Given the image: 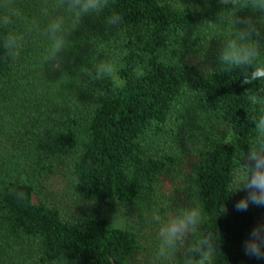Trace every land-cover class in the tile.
Instances as JSON below:
<instances>
[{
	"label": "trees",
	"instance_id": "obj_1",
	"mask_svg": "<svg viewBox=\"0 0 264 264\" xmlns=\"http://www.w3.org/2000/svg\"><path fill=\"white\" fill-rule=\"evenodd\" d=\"M59 3L0 0V119L11 118L0 134L15 154L0 164V264H14L24 248L38 264H131L154 236L111 228L98 208L118 201L144 223L193 198L215 237L216 264H264L242 247L264 207L239 212L235 203L246 193L231 194L241 150L255 132L251 122L264 113V79L242 85L239 67L216 70L231 6L110 0L107 13L122 15L121 26L106 28L103 14L84 17L54 77L41 30L63 11ZM33 21L39 30L29 31ZM13 35L22 37L15 58L3 47ZM112 59L116 71L101 74L99 65ZM61 168L73 194L91 206L75 218H64L40 193ZM168 177L179 182L171 197L162 188Z\"/></svg>",
	"mask_w": 264,
	"mask_h": 264
},
{
	"label": "clouds",
	"instance_id": "obj_2",
	"mask_svg": "<svg viewBox=\"0 0 264 264\" xmlns=\"http://www.w3.org/2000/svg\"><path fill=\"white\" fill-rule=\"evenodd\" d=\"M220 4L231 6L225 10L229 24V34L221 41L216 54V70L226 71L239 67L242 69V85H251L254 80L264 79V0H219ZM63 9L50 16L42 28V35L47 41L44 62L57 61L59 53L70 44L67 37L80 25L86 16H101L106 28L118 29L124 17L118 12L107 13L110 0H60ZM250 9L253 15L242 17L239 13ZM43 15L48 16L47 9ZM3 24L9 20L5 18ZM38 29L33 21L29 31ZM21 36H11L3 42V47L10 57H17L21 47ZM260 58V59H258ZM118 60L112 59L99 65V72L112 75ZM257 65L255 71L251 66ZM247 69V71H243ZM143 73H140L142 75ZM256 103L255 97H250ZM255 130L241 150L242 159L234 171L233 191L245 192L235 203L239 212L247 211L250 205L264 207V113L251 122ZM205 210L198 200L188 199L186 206L172 207L166 218L157 219V240L154 246V258L157 264H216L218 253L215 237L204 230ZM244 254L258 262H264V220L258 222L248 233L243 244Z\"/></svg>",
	"mask_w": 264,
	"mask_h": 264
},
{
	"label": "rangeland",
	"instance_id": "obj_3",
	"mask_svg": "<svg viewBox=\"0 0 264 264\" xmlns=\"http://www.w3.org/2000/svg\"><path fill=\"white\" fill-rule=\"evenodd\" d=\"M63 59L64 58L59 55L58 60L53 61L50 67V72L54 77L59 76L63 72L65 68ZM10 123L11 118L8 116H2L0 119V125L9 126ZM5 137V134H0V164H9V162H5L4 160L10 158L13 159V155H15L11 145H7L5 143ZM187 159L188 157H186L185 161L183 162L179 160L178 168H182ZM178 184L179 182H174L170 177L163 180L162 188L164 192H166L167 197L177 194L176 186H178ZM40 193L42 198L47 200L50 205L52 204L59 206L62 210L63 217L66 219L75 218L82 212L91 208L90 205L80 200L73 194L70 178L65 168H61L54 175H51L45 179ZM241 195L242 192H239L240 197ZM98 210L108 219L109 226L111 228H137L145 231V234L147 235L146 238L154 236L153 239L149 238V240H151L149 243L147 242L148 239L146 240V250L140 252L131 264H157V261L154 258V246L158 234L157 219L159 218L160 220H163L166 218L169 212H167L165 217L160 215H151L150 217H146L144 223H142L143 217H141L139 213L124 212L118 201H113L110 205H104L98 208ZM31 253V249L29 250L24 248V251L19 253L20 259L15 260L14 264H38L35 259H33L34 257Z\"/></svg>",
	"mask_w": 264,
	"mask_h": 264
}]
</instances>
